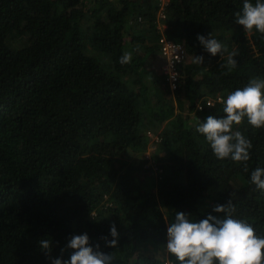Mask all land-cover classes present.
I'll use <instances>...</instances> for the list:
<instances>
[{"label": "trees", "instance_id": "16d2710c", "mask_svg": "<svg viewBox=\"0 0 264 264\" xmlns=\"http://www.w3.org/2000/svg\"><path fill=\"white\" fill-rule=\"evenodd\" d=\"M243 2L167 0L159 20L158 0H0V264H51L39 240L57 258L84 233L111 264H177L166 248L175 213L223 218L212 209L229 200L264 235V191L250 183L264 128L234 126L252 142L247 172L195 131L224 115L217 98L264 79V35L235 22ZM162 21L185 49L175 88L152 67ZM197 34L237 50L236 68ZM112 223L115 247L103 239Z\"/></svg>", "mask_w": 264, "mask_h": 264}, {"label": "clouds", "instance_id": "9594fccd", "mask_svg": "<svg viewBox=\"0 0 264 264\" xmlns=\"http://www.w3.org/2000/svg\"><path fill=\"white\" fill-rule=\"evenodd\" d=\"M234 15L235 22L243 26L245 33L264 35V0H244L242 9ZM197 40L212 56L227 53L221 67L228 71L236 68L234 57L238 55L237 50L229 52L210 34L207 38L197 34ZM203 59V56H194L191 62L201 65ZM131 60V52H124L119 58L122 65ZM220 103L224 115L220 118L208 115L202 122H197L195 131L204 137L218 160L228 159L242 164L247 172L252 142L241 131L233 129L245 120L254 129L264 128V79H250L245 86L222 98ZM250 183L257 190L264 191V167L257 166L251 171ZM212 211L223 213V218L207 214L204 219L194 221L182 211L175 213L174 221L167 227L166 248L177 264H264V235L257 234L247 220L234 218L235 206L232 201L217 204ZM109 235L112 239H103L108 246L115 247L120 235L115 223L110 225ZM38 245L51 264H111L112 260L109 254L98 250V244L95 246L97 250H94L86 233L72 235L60 249L61 257L65 251L71 250L66 260L51 257L50 240L41 239Z\"/></svg>", "mask_w": 264, "mask_h": 264}, {"label": "built area", "instance_id": "2783aa9c", "mask_svg": "<svg viewBox=\"0 0 264 264\" xmlns=\"http://www.w3.org/2000/svg\"><path fill=\"white\" fill-rule=\"evenodd\" d=\"M160 5L159 10V20H162L165 16L163 14L162 8H164V4L167 0H158ZM167 25L162 21L158 24V28L160 30V35L157 39L158 51L161 57L164 59V63L162 64V74L166 76L167 81L169 82L172 88L176 87V83L178 82V67L183 62L185 58V49L182 43L177 42L173 39L168 38L164 30ZM170 62H172L170 64ZM175 76L173 79L172 76ZM222 98H217V101H220ZM212 102L209 100L208 103ZM164 264H171L169 261H165Z\"/></svg>", "mask_w": 264, "mask_h": 264}, {"label": "rangeland", "instance_id": "374dc122", "mask_svg": "<svg viewBox=\"0 0 264 264\" xmlns=\"http://www.w3.org/2000/svg\"><path fill=\"white\" fill-rule=\"evenodd\" d=\"M164 63V59L161 57V55L158 53L156 54V56L154 57V61L152 63V67L156 70L157 73L161 74L162 72V64ZM152 147H148L146 152H145V155L148 156L151 154L152 152ZM155 249V252L158 253V254H163L166 252V249L164 248H154Z\"/></svg>", "mask_w": 264, "mask_h": 264}]
</instances>
